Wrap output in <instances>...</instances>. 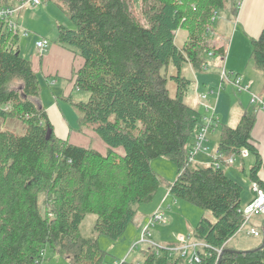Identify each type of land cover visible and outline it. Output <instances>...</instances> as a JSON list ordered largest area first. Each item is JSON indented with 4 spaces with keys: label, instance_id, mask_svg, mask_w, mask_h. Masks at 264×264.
I'll return each instance as SVG.
<instances>
[{
    "label": "trees",
    "instance_id": "obj_1",
    "mask_svg": "<svg viewBox=\"0 0 264 264\" xmlns=\"http://www.w3.org/2000/svg\"><path fill=\"white\" fill-rule=\"evenodd\" d=\"M56 2L74 26L58 25L56 42L84 60L74 90L86 99H69L79 112V129L94 131L109 151L102 155L55 135L35 102L40 82L21 55L19 34L0 21V118L17 119L25 130H0V264H43L48 247L71 264H109L98 240L82 235L81 224L94 214L95 231L120 240L138 207L157 195L162 182L152 161L164 157L177 168L169 194L213 216L194 228L200 257L194 264H264V247H228L244 221L243 187L226 174L223 160L210 166L189 160L204 124L202 113L186 101L192 81L183 68L200 72L210 53L225 56L223 48L211 46L209 29L216 11L231 7L237 13L236 0ZM180 30L188 33L181 47ZM252 60L264 75V30L252 40ZM170 80L177 84L174 97ZM15 82L19 88H10ZM255 123L251 111L235 127L221 124L218 151L228 158L241 151L253 155L249 179L264 189V162L252 141ZM175 247L149 244L142 264H184L187 258Z\"/></svg>",
    "mask_w": 264,
    "mask_h": 264
},
{
    "label": "rangeland",
    "instance_id": "obj_2",
    "mask_svg": "<svg viewBox=\"0 0 264 264\" xmlns=\"http://www.w3.org/2000/svg\"><path fill=\"white\" fill-rule=\"evenodd\" d=\"M42 1V5L38 7H35L33 5L21 6V0L0 1V4H12V7L16 9L14 20L21 19L23 28L30 31L28 36H24L22 33H19V48L22 57L26 59L34 55L35 41L37 38L43 37L45 35H48L50 37L51 34V40L54 41L56 39L57 25L56 23L53 24L54 20H56L57 24H62L69 28L74 27L67 14L57 4L56 0ZM238 1L240 0H237V4ZM235 8H237V5L235 6ZM237 13H235L231 7L218 10L217 15L215 13V16L212 19L214 22L211 26V29H209L210 31L212 30V33L215 32L214 34L216 37L218 36L222 39L221 42H223L224 40L226 41V55L229 50L230 41L233 34L232 30L236 23L235 21ZM187 37V31L180 30L177 33L176 37L177 46L181 47L187 40ZM210 58L211 57H209V59ZM225 66V60L222 59L220 61V67L218 70L219 73H221V68ZM210 68L211 67H209L208 70H210ZM206 70L207 69H204V71ZM190 71L191 70L189 68V65H185L183 68V76L192 81L193 75H191ZM204 71H202V73H204ZM172 73L173 75H175L176 70L174 69ZM198 75L199 77H201L200 73H198ZM39 82L40 86L44 88V86L46 85V81L43 78H40ZM20 85V83L15 82L10 86V88L18 89ZM191 87L192 86L189 87L188 94L191 90ZM168 89L170 95L174 97L177 93V84L170 80ZM242 93L243 92H239L236 87L230 84L224 86L222 90V95L228 94L229 97V101L227 103L228 120L225 122L229 124L232 118L235 121L230 124H233L232 126L234 127L237 126L242 116L246 112H251L256 106L255 104L250 102L249 98L247 99L246 96L241 97ZM188 94L186 97V101L189 105L195 106L192 98L189 97ZM38 98H36L35 100H37ZM85 99L86 96H84V94L76 95V97H74L75 101H83ZM240 101L243 102L242 107L240 105ZM73 109L75 113L79 115L77 109L75 107H73ZM56 116L59 118L57 112L55 114H52V118L54 119V132L56 135L65 136L66 129L62 127L61 121H59V119L58 121H56ZM0 130H11L17 134H24L25 132L23 124L17 119L4 120L0 118ZM117 151L121 153L122 149H118ZM244 162L245 165L243 166V160L241 156L237 154L235 164H232L229 169L226 168L225 171H227V174L243 187L242 205L246 206V202L250 197L251 182L249 179V174L254 163H251V160L248 159ZM152 167L154 168L162 182L158 190V194L161 193L163 195L167 192L170 185H172L176 180L177 168L170 159L165 157L153 160ZM244 169L245 172L243 171ZM158 199L159 198H156L153 202L143 204L138 207V213L135 217L134 222L129 226L120 240L115 241L105 235H99L94 228L97 219L96 215L94 214H90L85 218L80 227L81 233L86 238H95L98 240L99 247L107 254L106 258L109 264H115L119 260H126L128 262L142 264L145 259V250L147 246L151 244L142 243V233L144 227L149 223V220L152 217V209L156 201L158 202ZM162 214L164 217L163 221L161 223L155 224L154 226H151L149 229L150 240L152 244L159 248H163L167 245H175L176 247L173 248L175 252L183 255V252L179 249L181 248L180 246L183 245V242L180 241V238H185L188 243V250L186 254L183 255V257H186L188 260L191 257L192 250H194V245L196 246V248H198L199 245V243L196 242L192 237L195 226L202 218L213 219L212 214L207 210L197 208L183 200L175 199L173 196H170L168 201L162 207ZM259 219L260 221H263L264 216H254L250 222V226H256V228H258L256 222ZM261 242L262 238L248 236L246 231H239L228 242V247L236 251L247 252L256 249ZM220 252L221 251H218L219 254L222 253ZM187 260H185L184 264H188ZM43 264H71V261L68 256L61 255L48 247L45 250V259Z\"/></svg>",
    "mask_w": 264,
    "mask_h": 264
},
{
    "label": "crops",
    "instance_id": "obj_3",
    "mask_svg": "<svg viewBox=\"0 0 264 264\" xmlns=\"http://www.w3.org/2000/svg\"><path fill=\"white\" fill-rule=\"evenodd\" d=\"M236 5L238 13L236 15L235 26L232 30L233 34L227 55L225 54V56H221L215 54L211 56V60L208 58V63L205 67L207 70L204 71V69H202L198 72L201 77H199L197 71L189 65L193 79L191 84L192 87L188 96L192 98L195 105L191 106L198 109L202 113L203 124L205 123V119L213 113L212 108H214L216 117L215 123L210 128L208 133L207 142L205 144L206 150L198 152L194 157V162L210 166L216 160L220 159L223 160L222 167L224 170L226 168L229 169L232 164H235L237 154L230 157L234 158L233 163H230L228 161L230 158L221 155L218 151V144L220 141V125L226 124L234 127L232 126L233 124L230 123L235 121L231 118V122H229V124L225 122L228 120L227 103L229 101V97L228 94L222 95V90L224 86L228 85V83H223L221 73L218 71L220 61L222 59L225 60L226 66L223 68L228 73L241 75L243 77V84L249 85V92H243L241 97L246 96L247 99L249 98L250 102L251 93L264 98V75L256 69L252 60V40L258 39L264 30V0H240L238 1V4L236 0ZM16 22L23 26L21 19H16ZM55 23L57 25L56 27L60 25L57 24L56 20H54L53 24ZM214 33L215 32L212 33L213 35L211 34V46L216 49L223 48L226 52V41L224 40L221 42L222 39L218 36L216 37ZM57 36L58 32L56 39ZM50 37L45 35L37 38L35 41L34 55L28 58L31 62L32 70L37 75L38 79L43 78L46 81L44 88L40 86V97L35 100V102L40 108L46 111L53 128L54 119L52 118V114L57 112L59 115V118L56 116L55 119L56 121H58V119L61 121L62 127L66 129V132L65 136L55 134L57 137L67 140L68 143L73 146L85 149L91 148L98 151L102 155H106L109 151V147L97 136L94 131L91 129H84L81 131L79 129V115L75 113L73 109L74 106L69 100L72 96V101H75L74 97L82 94L79 91L74 90V80L77 71L82 68L84 60L73 51L60 46L56 42V39L52 41ZM41 38H46L50 41L49 48L42 54L36 48V42ZM209 67H211L210 70H208ZM202 71H204V73H202ZM84 96L86 95L84 94ZM203 96H206V98L204 99ZM240 105L241 107L243 106L242 101H240ZM252 111L256 114V123L252 131V141L258 149L264 162V110L255 106ZM117 152L123 155V149L121 153L119 151ZM239 155L243 160V166L245 165L244 161L247 159L251 160V163L255 164V157L247 151H241ZM243 171L245 172V169ZM225 172L227 174V171ZM259 177L262 181H264V169L259 173ZM254 195L253 183L251 182L250 197L246 202L247 205L253 200ZM170 196L169 189L163 195L161 193H157L154 200L156 198L159 199L153 206V212L151 213L152 216L158 211L162 212V207L168 201ZM261 222L262 221H260V219L256 222L258 228H256V226L252 227L260 230Z\"/></svg>",
    "mask_w": 264,
    "mask_h": 264
},
{
    "label": "built area",
    "instance_id": "obj_4",
    "mask_svg": "<svg viewBox=\"0 0 264 264\" xmlns=\"http://www.w3.org/2000/svg\"><path fill=\"white\" fill-rule=\"evenodd\" d=\"M42 3H43L42 0H21V6L33 5L35 7H38L42 5ZM15 12H16V9L12 7V4H1L0 5V21H4L7 24L9 31L13 32L14 34L22 33L24 36H28L30 31L24 29L23 26H21L19 23L16 22V20H14ZM215 13L217 15V11ZM210 33H212V30L210 31ZM49 46H50V41L46 38H41L40 40L36 42V48L41 54L44 53L49 48ZM213 55L214 53H210L209 57ZM221 79L223 83H228L236 87L239 92H249V85L243 84V77L241 75L234 74V73H228L223 68L221 71ZM203 98L205 99L206 96H203ZM251 102L255 104L258 108L264 110V98L259 97L258 95L254 93H251ZM6 109H9V107H7ZM212 112L213 113L211 114V116L205 119V123L202 129L196 136L195 145L190 152V157H189L190 162L194 161V157L198 152L206 150L205 144L207 142L208 133H209L210 128L215 123V119H216L214 108H212ZM228 161L230 163H233L234 158H230ZM215 164L219 166L218 163H215ZM253 191L255 194L253 200L248 205L240 209V212L244 216V221L239 231H246L248 236H254V237L261 238L263 236V229L257 230L253 228L252 226H250V222L254 216H264V189L261 188L257 183H253ZM163 219H164L163 214L160 211H158L151 217V219L149 220V223L143 229L142 243L152 244L150 240L149 229L151 226L161 223ZM180 241L183 242V245H181L180 246L181 248L179 249L180 251L183 252V255H184L186 254L188 250V245H187L188 243L185 238H180ZM219 251L222 252V250H219ZM188 262L190 264L200 262L199 253L195 245H194V250H192L191 257L188 259ZM115 264H118V263L116 262Z\"/></svg>",
    "mask_w": 264,
    "mask_h": 264
},
{
    "label": "water",
    "instance_id": "obj_5",
    "mask_svg": "<svg viewBox=\"0 0 264 264\" xmlns=\"http://www.w3.org/2000/svg\"><path fill=\"white\" fill-rule=\"evenodd\" d=\"M263 239H262V244H261V246L260 247H258V248H256V249H254L255 251L256 250H260V249H262L263 247H264V224H263ZM254 250H251V251H254ZM231 251H233V252H241V251H236V250H231ZM243 252V251H242ZM244 252H246V251H244ZM248 252V251H247Z\"/></svg>",
    "mask_w": 264,
    "mask_h": 264
}]
</instances>
